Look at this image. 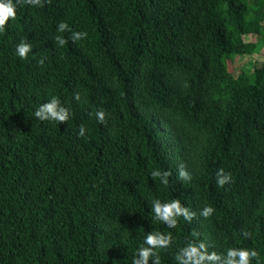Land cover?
I'll list each match as a JSON object with an SVG mask.
<instances>
[{"label":"trees","instance_id":"trees-1","mask_svg":"<svg viewBox=\"0 0 264 264\" xmlns=\"http://www.w3.org/2000/svg\"><path fill=\"white\" fill-rule=\"evenodd\" d=\"M59 21L86 38L59 46L70 35ZM25 37L33 48L21 59ZM263 45L264 0L21 6L0 33V264H132L148 231L173 235L156 250L161 264L200 239L210 251L255 248L252 264H264V58L228 69ZM53 95L68 121L33 115ZM155 168L171 172L167 184ZM219 168L231 184L217 187ZM157 198L196 215L168 228L151 210Z\"/></svg>","mask_w":264,"mask_h":264},{"label":"clouds","instance_id":"clouds-1","mask_svg":"<svg viewBox=\"0 0 264 264\" xmlns=\"http://www.w3.org/2000/svg\"><path fill=\"white\" fill-rule=\"evenodd\" d=\"M46 0H0V33L5 31V25L10 20H14L17 16L18 9L23 5H30L34 8L43 7ZM57 33L68 32V37L57 35L55 42L59 46H65L69 40L76 42L86 38L87 32L77 31L71 28L67 21H59L56 26ZM33 46L25 37L16 44V55L21 59H27ZM43 60H41V63ZM75 99L79 100V94H75ZM33 115L40 121L65 122L72 116V111L69 106L61 102V99L53 95L45 102L41 103L34 110ZM105 111L98 109L95 112L96 119L103 123L105 120ZM85 127L80 126L77 133L78 136L85 135ZM171 175L169 170H161L155 168L150 172L153 178H159L161 183L167 184L168 177ZM217 187H223L225 184L233 182V176L230 171H225L224 168L217 169L216 173ZM178 176L182 181L190 180L191 173L187 171L183 164L178 168ZM152 212L154 218L158 221L166 223L168 228H175L179 217H183L186 221H191L196 215L194 211L181 203L179 198H172L169 201H161L157 198L152 201ZM215 209L210 204H205L200 209V215L204 218L210 217ZM244 236H249L248 232L243 233ZM173 243V235L171 232L164 233L161 231H148L144 236L143 244L137 249L133 257L132 264H149V258L152 259V264H161L160 256L157 249L169 248ZM210 246L202 239L189 240L182 247L178 248L175 253V261L177 264H252L254 259L259 258V252L255 248L249 247H228L224 252L209 250Z\"/></svg>","mask_w":264,"mask_h":264},{"label":"rangeland","instance_id":"rangeland-1","mask_svg":"<svg viewBox=\"0 0 264 264\" xmlns=\"http://www.w3.org/2000/svg\"><path fill=\"white\" fill-rule=\"evenodd\" d=\"M245 40L254 42L257 40V37L255 34H250L246 36ZM264 58V45L261 48V50L258 53L252 54V55H244L241 57H234L233 60L228 61V69L229 71L236 76L239 72L241 67L244 66L248 61L255 60V61H261Z\"/></svg>","mask_w":264,"mask_h":264}]
</instances>
